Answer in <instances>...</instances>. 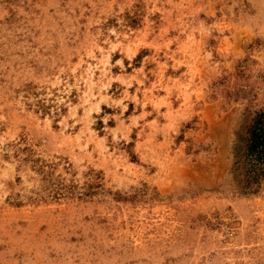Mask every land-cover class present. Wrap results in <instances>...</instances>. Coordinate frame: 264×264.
<instances>
[{
	"label": "rangeland",
	"instance_id": "374dc122",
	"mask_svg": "<svg viewBox=\"0 0 264 264\" xmlns=\"http://www.w3.org/2000/svg\"><path fill=\"white\" fill-rule=\"evenodd\" d=\"M264 0H0V264H264Z\"/></svg>",
	"mask_w": 264,
	"mask_h": 264
},
{
	"label": "trees",
	"instance_id": "16d2710c",
	"mask_svg": "<svg viewBox=\"0 0 264 264\" xmlns=\"http://www.w3.org/2000/svg\"><path fill=\"white\" fill-rule=\"evenodd\" d=\"M234 164L241 177V190L256 186L264 178V112L254 116L247 128V140L234 153Z\"/></svg>",
	"mask_w": 264,
	"mask_h": 264
}]
</instances>
